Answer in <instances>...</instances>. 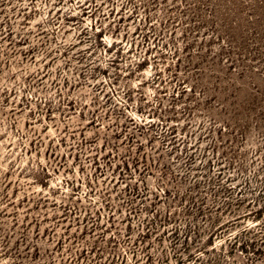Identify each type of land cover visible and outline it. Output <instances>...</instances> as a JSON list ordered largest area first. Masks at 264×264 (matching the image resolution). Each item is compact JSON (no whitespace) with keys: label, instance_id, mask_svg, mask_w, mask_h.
Listing matches in <instances>:
<instances>
[{"label":"rangeland","instance_id":"obj_1","mask_svg":"<svg viewBox=\"0 0 264 264\" xmlns=\"http://www.w3.org/2000/svg\"><path fill=\"white\" fill-rule=\"evenodd\" d=\"M0 264H264V0H0Z\"/></svg>","mask_w":264,"mask_h":264}]
</instances>
